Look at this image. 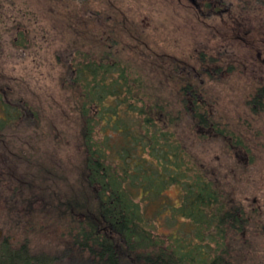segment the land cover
Wrapping results in <instances>:
<instances>
[{
  "label": "rangeland",
  "instance_id": "374dc122",
  "mask_svg": "<svg viewBox=\"0 0 264 264\" xmlns=\"http://www.w3.org/2000/svg\"><path fill=\"white\" fill-rule=\"evenodd\" d=\"M109 52L172 116L180 86L197 90L221 132L183 110L170 129L222 199L253 213L242 232L227 234L229 264H264V113L247 104L264 85V0H0V91L32 112L0 135V238L27 240L34 252L67 247L36 170L49 163L70 179L79 172L84 155L62 63ZM44 178L45 194L55 191ZM155 225L160 234L175 228L163 213Z\"/></svg>",
  "mask_w": 264,
  "mask_h": 264
},
{
  "label": "trees",
  "instance_id": "16d2710c",
  "mask_svg": "<svg viewBox=\"0 0 264 264\" xmlns=\"http://www.w3.org/2000/svg\"><path fill=\"white\" fill-rule=\"evenodd\" d=\"M62 65L60 81L78 118L84 159L72 179L49 163L38 164L36 177L42 193L56 201L47 210L64 221L67 247L34 252L27 240L5 235L0 264H65L68 258L70 264H229L227 234L242 232L253 213L222 199L170 129L183 110L221 132L197 90L180 86L181 108L172 116L162 102H149L143 80L110 52L72 53ZM247 104L264 113V85ZM25 115H32L25 103L9 102L0 91V135ZM44 177L55 191L45 194ZM62 180L67 190L61 197ZM172 187L175 197L167 194ZM161 213L175 225L169 234L156 230Z\"/></svg>",
  "mask_w": 264,
  "mask_h": 264
}]
</instances>
